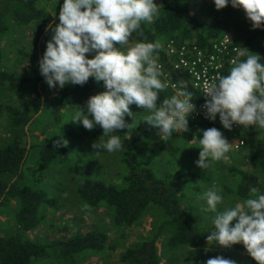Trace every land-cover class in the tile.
Wrapping results in <instances>:
<instances>
[{"label": "trees", "instance_id": "obj_1", "mask_svg": "<svg viewBox=\"0 0 264 264\" xmlns=\"http://www.w3.org/2000/svg\"><path fill=\"white\" fill-rule=\"evenodd\" d=\"M39 1L41 0H0V33L8 28L4 23L6 17H11L16 24L32 25L35 32L33 57L38 62H40V52L44 55L47 42L53 35L50 30L46 31V27L49 24L55 26L59 23V11L64 3V0L59 3L55 17L46 8L41 7ZM142 27L144 35H137L140 42H155L163 38L166 41L173 39L178 45L187 41H195L203 46L208 45L224 33L220 24L205 23L197 17L193 13L190 0H163L159 18L152 23V27L146 23ZM243 44L245 53L239 60L245 59L251 51L260 54L262 57L260 62L264 63V28L258 29L255 34L246 38ZM158 53L160 60L171 72L172 82L177 83L178 86L180 81H185L189 90L194 93L193 99L197 108H201L204 103L203 95L190 83L188 74L174 69L163 50L159 49ZM1 55L0 47V59ZM228 72L229 70L226 75ZM162 79L165 80L164 77ZM40 82H43L42 87L39 85ZM44 84L46 85V80L41 73L22 76L14 71L0 69V93L6 90L21 91L32 85L37 96L43 99L41 88H45ZM97 85L95 79L90 78L84 86L69 84L60 88L51 107L54 121L59 122L63 110L69 106H86L87 100L94 95ZM171 91L169 86L160 94L161 100L170 98ZM0 107L7 113L10 127V139L0 145V206L15 200L19 205L16 213L17 224L21 230L28 231L40 224V211L43 205L52 207L58 204L57 198L51 196L45 188L33 187L25 183L28 177L26 164L32 149H38L39 179L44 177L54 165L69 161L72 152L68 145L53 147L56 141L64 140L57 134L47 136L40 143L32 142L33 137L26 131L32 115L25 109L10 103H2ZM40 107H42L41 102ZM125 120L128 122V117H125ZM194 125L195 123L189 121L190 131L184 134L173 133L162 145L150 151L146 161H142L139 142L149 136L153 130L152 126L144 123L136 128L133 138L127 141L128 148L122 158L127 169L123 186L91 177H86L79 182L77 191L81 200L92 207L105 204L112 208L117 225L129 227L135 225L152 207L159 208L165 214L166 218L161 222L157 234L151 239L126 248L120 255L122 262L162 264L163 255L174 252L181 246L197 248L207 240V235L197 222L194 213L183 203L186 187L191 184L197 187L203 174L179 170L166 172L160 176L150 166L157 155L164 150L176 154L178 141L192 140L195 137ZM199 125L203 130L212 127L219 129L227 140L234 132L239 131V128L234 129V127L231 130L225 129L219 114L214 121L207 119ZM256 130L258 136L253 139L250 152L252 170L236 166L230 168L239 176L235 194L241 202L248 198L250 188L253 186L264 194V129ZM127 131L128 129L125 128L118 130L115 134L123 140ZM96 134H103L99 126ZM165 231L168 232V236L161 237ZM110 241L109 235L101 230L76 233L51 243L27 239L21 233L9 236L0 233V264H34L48 258L51 248L54 247L59 249L60 256L66 264H76L78 256L83 252L113 249L114 245ZM216 256L232 259L236 261V264H242V262L257 264L248 255L243 244L227 249L215 245L213 250L203 252L197 260L181 264H202L205 260Z\"/></svg>", "mask_w": 264, "mask_h": 264}, {"label": "clouds", "instance_id": "obj_2", "mask_svg": "<svg viewBox=\"0 0 264 264\" xmlns=\"http://www.w3.org/2000/svg\"><path fill=\"white\" fill-rule=\"evenodd\" d=\"M213 2L217 10L229 4L242 9L253 29L264 28V0ZM158 18L155 0H64L59 23L46 27L53 35L39 67L48 86L53 89L57 85L60 88L69 84L84 86L94 78L97 83L103 82L106 89L91 96L71 121L88 131L97 126L102 128L103 135L92 145L94 153L125 150L124 142L115 133L125 128L130 130L135 121L130 108L133 104L149 113L144 123L158 128L161 138L190 131L189 117L198 109L188 84L180 81L175 95L160 98L169 87L162 79L164 74L157 59L160 42L141 41L121 51L134 35H144L143 24L154 23ZM92 53L94 58H89ZM261 58L260 54L249 51L245 59L232 62L227 75L218 74L205 86L206 118L214 121L219 114L223 127L228 130L233 125L244 130L264 129ZM125 117H133V123L129 124ZM201 131L197 165L207 170L216 163H227L233 143L215 127ZM67 145L68 141L62 140L56 141L53 147ZM222 191L213 184L199 197L206 205L203 211L213 214L208 245L227 249L243 244L257 264H264V194L253 186L242 203L223 206ZM84 208L90 209V206L85 204ZM206 264H236V261L216 256Z\"/></svg>", "mask_w": 264, "mask_h": 264}, {"label": "rangeland", "instance_id": "obj_3", "mask_svg": "<svg viewBox=\"0 0 264 264\" xmlns=\"http://www.w3.org/2000/svg\"><path fill=\"white\" fill-rule=\"evenodd\" d=\"M61 1L41 0L39 5L56 17L57 8ZM190 1L193 13L203 22L220 24L223 32L232 34L241 42L258 30L252 28V24L247 19L244 11L233 8L231 4L222 10H217L213 0ZM155 2L158 4L160 11L163 8V0H155ZM4 23L8 28L0 33L2 54L0 69L14 71L22 76L40 73L39 62L33 57L35 39L33 26L16 24L11 17H6ZM146 24L152 27V23ZM157 41L160 42L161 48H163L166 40L159 38ZM137 42H140L138 36L134 35L131 42L124 45L121 51H126ZM94 55L95 53L89 54V58H94ZM157 59L160 60L159 53ZM42 83L40 82L39 85ZM59 89V85L53 89L46 83L45 88H41L43 99L37 96L32 85L21 91L6 90L0 93V105L10 103L25 109L32 115L33 120L29 124V134L33 137L32 142L40 143L47 136L57 134L68 141V146L72 152L69 161L54 165L44 177L39 179L37 171L38 149H32L26 164L28 177L25 183L33 187L45 188L51 196L57 198L58 204L52 207L43 205L40 211V224L31 230L24 231L20 229L16 220L19 205L15 200H12L10 203L0 206V233L6 236L21 233L24 238L51 243L54 240L68 238L76 233L101 230L109 235L114 248L83 252L78 256L76 264H126L120 260L121 253L128 247L153 238L157 234L161 222L166 218L165 214L159 208L152 207L135 225L130 227L117 225L114 220V212L109 206L101 204L85 209L84 205L86 203L79 197L77 187L79 182L86 177L101 179L119 186L124 185L127 169L122 158L128 148L127 141L133 138L136 128L144 124V119L149 113L134 104L130 105L135 121L133 123V117H128V123L133 124L122 140L125 144V150L115 153H94L95 150L92 145L103 135L96 134L98 126L94 130L88 131L82 125L71 122L79 107L85 106H69L63 110L61 120L59 122L54 121L51 107ZM105 90L103 82H99L94 89V95ZM171 95H174L172 91ZM40 102L42 107H40ZM189 121L195 123V137L188 141H178L176 154L164 150L157 155L150 166L160 176L166 172L179 170L196 171L203 174L197 187L192 184L186 187L183 203L185 207L194 213L197 222L208 236L210 235L209 231L213 228V214L203 211L206 205L199 197L215 184L223 190L221 193L224 198L223 206H233L237 202L242 203L235 194L239 176L230 168L236 166L241 169L252 170L250 152L253 139L258 136V133L254 127L248 130L241 127L228 140L233 143V147L227 154V163L219 162L206 170L200 168L196 163L199 159V138L203 136L201 131L203 129L200 127V123L194 121L191 116ZM158 133L159 129L153 127L151 134L139 142L140 159L142 161L148 159L149 153L154 147H159L167 140L168 137L161 138ZM9 139L8 115L0 107V145L6 143ZM239 139L245 140V145L237 150L234 145ZM164 236H168L167 231L162 233L161 237ZM214 247L215 245H208L207 240L197 248L181 246L174 252L163 255L161 261L162 264L192 262L200 258L203 252L213 250ZM206 261L202 264H206ZM34 264L66 263L61 258L59 249L54 247L51 248L48 258ZM242 264L247 263L242 262Z\"/></svg>", "mask_w": 264, "mask_h": 264}, {"label": "built area", "instance_id": "obj_4", "mask_svg": "<svg viewBox=\"0 0 264 264\" xmlns=\"http://www.w3.org/2000/svg\"><path fill=\"white\" fill-rule=\"evenodd\" d=\"M161 50L165 52L174 69L188 74L190 83L202 93L204 105L206 103L205 86L209 85L218 74L226 75V72L233 66L232 62L239 60L244 55L245 46L232 34L224 32L217 40L208 45H199L195 41H187L178 45L172 39L167 40ZM158 63L164 74L163 77L175 95L179 91L177 83L172 82L171 72L165 67V64L161 60H158ZM203 105L201 108H197L198 112L191 116L198 123L208 119ZM233 127L234 129L241 128L238 125H233ZM244 145L245 140L239 139L234 147L238 150Z\"/></svg>", "mask_w": 264, "mask_h": 264}, {"label": "water", "instance_id": "obj_5", "mask_svg": "<svg viewBox=\"0 0 264 264\" xmlns=\"http://www.w3.org/2000/svg\"><path fill=\"white\" fill-rule=\"evenodd\" d=\"M43 58V55L41 54V52H40V54H39V61L41 60ZM33 120V118H31V120H30V122L27 124V126H26V131H27V133H29V124L31 123V121ZM29 146H30V144H29Z\"/></svg>", "mask_w": 264, "mask_h": 264}]
</instances>
